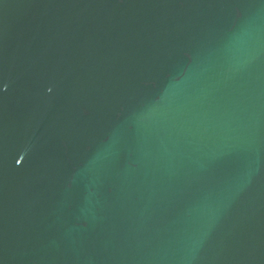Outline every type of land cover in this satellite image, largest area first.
<instances>
[{
    "label": "water",
    "instance_id": "obj_1",
    "mask_svg": "<svg viewBox=\"0 0 264 264\" xmlns=\"http://www.w3.org/2000/svg\"><path fill=\"white\" fill-rule=\"evenodd\" d=\"M0 264H264V0H0Z\"/></svg>",
    "mask_w": 264,
    "mask_h": 264
}]
</instances>
